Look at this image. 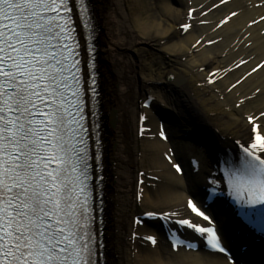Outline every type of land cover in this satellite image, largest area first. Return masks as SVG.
<instances>
[{
	"label": "bare ground",
	"instance_id": "obj_1",
	"mask_svg": "<svg viewBox=\"0 0 264 264\" xmlns=\"http://www.w3.org/2000/svg\"><path fill=\"white\" fill-rule=\"evenodd\" d=\"M103 1L91 0L96 41L105 34L101 27L105 31L107 25ZM106 7L118 14L117 33L131 44L135 57L128 60L135 66H122L115 85L105 74L101 89V111L107 112L100 128L106 154L103 164L109 167L106 190L103 184L107 193L103 264H226L224 258L200 251L172 252L155 229L141 222L135 225L134 218L169 211L181 214L174 219L191 218L187 202L201 196L203 182L214 171L210 152L221 147L236 151L237 141L241 145L250 140L248 117H259L258 123L264 119V68L250 74L264 60V0H228L226 4L221 0H110ZM190 9L195 10L191 21ZM187 24L192 27L183 33L181 28ZM146 44L152 51L145 53ZM96 49L98 57L99 41ZM213 72L217 73L210 77ZM113 86H117L116 93L122 89V101ZM148 97L154 101L147 109L143 103ZM111 110L114 124L106 121ZM154 110L173 121L167 126V140L161 138ZM139 114L146 115L142 127L149 128L141 135ZM106 123L112 127L117 123L109 139L105 136L111 129ZM194 143L202 150L198 173L187 164V156H197ZM110 144L118 149L108 152ZM169 157L174 163L182 162L183 175L172 169ZM111 162H117L121 171L116 182L111 178ZM140 171L144 183L138 188ZM218 211L214 210L228 239L235 226L229 212ZM148 234L159 240L154 247L143 241ZM246 253L240 259L254 263L257 247Z\"/></svg>",
	"mask_w": 264,
	"mask_h": 264
},
{
	"label": "snow or ice",
	"instance_id": "obj_2",
	"mask_svg": "<svg viewBox=\"0 0 264 264\" xmlns=\"http://www.w3.org/2000/svg\"><path fill=\"white\" fill-rule=\"evenodd\" d=\"M92 13L91 0H0V264H100L92 170L102 167V149L99 135L90 145L99 125L89 123L95 108L86 111V95L94 105L99 94ZM248 124L250 143L226 178L241 206H264V119L249 116ZM187 207L207 224L174 219L176 211L148 215L193 229L226 264H247L223 243L203 202ZM261 215L264 236V207Z\"/></svg>",
	"mask_w": 264,
	"mask_h": 264
},
{
	"label": "rangeland",
	"instance_id": "obj_3",
	"mask_svg": "<svg viewBox=\"0 0 264 264\" xmlns=\"http://www.w3.org/2000/svg\"><path fill=\"white\" fill-rule=\"evenodd\" d=\"M160 1L162 2L163 0H160ZM106 3L109 4L110 0H104L103 3H102L103 4L102 5V7H103L102 8V12L104 14L105 21H106L107 25H106L105 31L102 30L103 27H101V31L105 32V34H103V35L100 34L99 37H98L99 54H98V57H97V62L99 63L98 68L100 70V75H101L100 76V79H101L100 88L102 90H104L103 89V77L105 76V74L106 75L108 74V76H109L108 79L110 80L111 84L115 85V84L118 83L117 81H118V78L120 77V72H121L120 69H121L122 66H126L127 64H130L132 67L135 66L134 63H132V62H130L128 60L129 57H135L134 52L131 51V49H130V45L131 44L128 41L123 40L122 37L117 33V25H118L117 15L118 14L115 12L114 9L109 10L106 7ZM98 21L99 20H97V24H100V22L98 23ZM101 31H100V33H102ZM98 41H96V44H97ZM145 48L147 49L145 53H147L149 51H152V46L150 44H146ZM102 50H104V51H102ZM101 52H102V54H100ZM259 59L261 60L262 58H259ZM113 79H115V80H113ZM120 80L121 79H119V81ZM218 86L222 87L224 85L219 84ZM116 87L113 86V91L115 93H116ZM120 88H121V86H120ZM120 88H117L118 89L117 90L118 93H116V94L119 97V99L121 100L122 89H120ZM224 88H226V87L224 86ZM101 98H103V94L101 95ZM123 98H124V96H123ZM102 103H104L103 100H102ZM244 112L245 111H243V117L245 118L247 116H246V114ZM110 113H114V111L111 110ZM105 114H103V115H105ZM162 114H163L164 118H166V122L169 125H171V123H173V121L169 117H167V115L163 111H162ZM106 124L108 125L107 127H109V129H111L110 133L105 136V138L109 139V137L111 138L112 131L117 126V123L115 124L114 127H112L109 123H106ZM155 131H157L156 130V125H155ZM185 137H187V135ZM197 145H198L197 143L195 144V146L193 145V148H195V152L197 153V155H200L199 152L202 151V150L200 149L201 147H199ZM107 147H108V152H111L113 150L118 149V148L114 147L113 144H110ZM105 159H106V154H105V157H104V162H105ZM109 164L111 165V168H110L111 178H112L113 182H116L118 180V178H119L117 173L119 174L121 172L120 168L117 167L118 166L117 162H111ZM108 168H109L108 165H106V163H105V170H104L105 190L107 189V179H108V174H109V172L107 173ZM104 199H105V202H106L107 201V193L105 194ZM133 201H134V197H133ZM105 216H106V219H107V214L106 213H105ZM105 237H107V233H105Z\"/></svg>",
	"mask_w": 264,
	"mask_h": 264
}]
</instances>
